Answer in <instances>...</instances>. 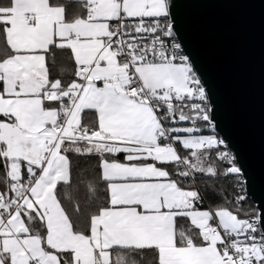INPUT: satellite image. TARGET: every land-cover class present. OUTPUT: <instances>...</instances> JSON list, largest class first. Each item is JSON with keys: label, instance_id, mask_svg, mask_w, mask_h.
Wrapping results in <instances>:
<instances>
[{"label": "snow or ice", "instance_id": "6c2138e0", "mask_svg": "<svg viewBox=\"0 0 264 264\" xmlns=\"http://www.w3.org/2000/svg\"><path fill=\"white\" fill-rule=\"evenodd\" d=\"M80 2L72 18L56 0L0 4L10 50L0 58V264H120L113 253L145 249L158 264H264L262 217L239 216L245 197L235 211L202 210L185 185L216 177V162L225 177L242 173L223 139L194 134L215 124L168 0ZM56 50L74 65L70 81L49 71ZM86 109L92 126L82 124ZM72 154L96 157L106 186L83 229L79 204L69 211L60 194Z\"/></svg>", "mask_w": 264, "mask_h": 264}, {"label": "water", "instance_id": "95a60500", "mask_svg": "<svg viewBox=\"0 0 264 264\" xmlns=\"http://www.w3.org/2000/svg\"><path fill=\"white\" fill-rule=\"evenodd\" d=\"M181 45L208 97L215 134L241 169L264 228V0H168Z\"/></svg>", "mask_w": 264, "mask_h": 264}, {"label": "trees", "instance_id": "16d2710c", "mask_svg": "<svg viewBox=\"0 0 264 264\" xmlns=\"http://www.w3.org/2000/svg\"><path fill=\"white\" fill-rule=\"evenodd\" d=\"M168 19H163L162 23ZM8 46L5 39L0 35V58H3L9 53ZM49 71L54 77H62L65 82L70 81L72 77V71L74 65L69 60L66 52L56 50L54 54V61H49ZM95 121L94 113H86L83 117V124L92 126ZM201 126V125H197ZM231 155L232 153L226 147L225 149ZM182 155H186L185 151H181ZM233 156V155H232ZM212 158L214 160L215 153L213 152ZM236 164V163H235ZM99 161L96 157L87 155H70V169L71 180L70 186L61 190V195L66 197L65 207L71 211V208L75 204H79L81 209V215L79 217V228L83 229L86 224L88 213L97 206V202L103 201L107 193L105 191V185L101 183L99 177ZM218 175L212 176H200L197 175V184L204 190V197L206 205L200 206L202 210H206L208 207L216 208L219 206L228 207L230 210L235 211L237 205L235 199L238 196H244L245 199L240 205V218H251L257 215L256 207L251 200L246 196L243 183H239L234 176L225 177L223 175L227 165L216 162ZM175 179H183L173 176ZM4 169L0 168V190L4 188ZM89 185L95 186L97 191L91 193ZM185 185L193 186L188 180H185ZM113 261L117 258L120 260V264H158V254L152 250H120L113 253Z\"/></svg>", "mask_w": 264, "mask_h": 264}, {"label": "crops", "instance_id": "0c3cea01", "mask_svg": "<svg viewBox=\"0 0 264 264\" xmlns=\"http://www.w3.org/2000/svg\"><path fill=\"white\" fill-rule=\"evenodd\" d=\"M56 3L61 4V5H66V12L69 18H72L76 15H81L83 14V8H82V4L80 2V0H56ZM0 4L6 5L7 4V0H0ZM86 113H94V110H84V112L81 114V121L83 124V117ZM94 117H95V113H94ZM96 119V117H95ZM189 125L191 124V122H181L179 126H184V125ZM218 139H220L218 137ZM175 179V178H174ZM177 226L179 227H183L185 229H187L190 226V222L185 219V218H177Z\"/></svg>", "mask_w": 264, "mask_h": 264}, {"label": "built area", "instance_id": "2783aa9c", "mask_svg": "<svg viewBox=\"0 0 264 264\" xmlns=\"http://www.w3.org/2000/svg\"><path fill=\"white\" fill-rule=\"evenodd\" d=\"M168 22V20L167 21H165V22H163V23H167ZM175 40H176V42H178L177 41V39H176V37H175ZM181 50H182V48H181ZM182 53L184 54V52H183V50H182ZM185 55V54H184ZM206 107L209 109V105H208V103H207V105H206ZM198 125H201L200 124V122H198ZM230 151V150H229ZM231 152V151H230ZM232 153V152H231ZM181 154V153H180ZM182 155V154H181ZM233 155V154H232ZM183 156V155H182ZM237 180H238V182L239 183H243V186H244V181H243V178H242V174L239 176V177H236V176H234ZM189 182H190V184L193 186V188L194 189H196V190H198L199 191V193H200V195H201V197H202V205L201 206H203V205H206V203H205V197H204V190L197 184V181H196V178H189V179H187ZM209 208L207 207L206 208V210H208Z\"/></svg>", "mask_w": 264, "mask_h": 264}, {"label": "rangeland", "instance_id": "374dc122", "mask_svg": "<svg viewBox=\"0 0 264 264\" xmlns=\"http://www.w3.org/2000/svg\"><path fill=\"white\" fill-rule=\"evenodd\" d=\"M184 126H191V124H187V125H184ZM194 134H196V135H199V134H214V135H216L215 133H210L208 130H204L202 133H194ZM217 136V135H216ZM217 138H218V136H217Z\"/></svg>", "mask_w": 264, "mask_h": 264}]
</instances>
